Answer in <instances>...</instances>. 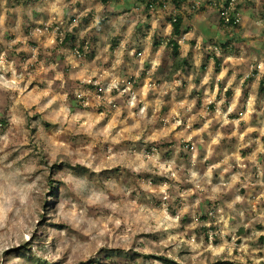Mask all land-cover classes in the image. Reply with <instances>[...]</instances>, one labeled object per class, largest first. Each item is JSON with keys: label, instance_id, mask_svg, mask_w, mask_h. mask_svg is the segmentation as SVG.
Here are the masks:
<instances>
[{"label": "rangeland", "instance_id": "obj_1", "mask_svg": "<svg viewBox=\"0 0 264 264\" xmlns=\"http://www.w3.org/2000/svg\"><path fill=\"white\" fill-rule=\"evenodd\" d=\"M157 1L0 0V260L264 264V0Z\"/></svg>", "mask_w": 264, "mask_h": 264}, {"label": "trees", "instance_id": "obj_2", "mask_svg": "<svg viewBox=\"0 0 264 264\" xmlns=\"http://www.w3.org/2000/svg\"><path fill=\"white\" fill-rule=\"evenodd\" d=\"M104 7H107L110 3L117 1V0H99ZM139 4H141L145 10L152 11L157 8V6L161 5V7H165V4L158 3L157 0H135ZM236 0H212L211 7H214L218 14V25L223 28L224 30H231L232 32L234 30L239 29L238 25V11L237 7H234V3ZM199 3V0H171V4L173 5V10L170 13L169 16V24L172 28V37H180L183 32L185 33L186 27H185V18L183 12V8L186 5H190L191 9L194 11L196 9V5ZM192 4V5H191ZM206 5H203L200 9V11H203ZM59 38L57 39V47L58 48H64L67 42L69 41L68 36H64L61 43H59ZM231 43V44H230ZM233 41L228 40L227 43L220 41L217 44V47H211L209 51V55L206 57V61L208 60H214L215 61V67L216 69L219 67V60L217 59V53H224V51L228 48V46L231 48L233 47ZM173 56L177 58L179 56V46L177 42L172 41L171 42ZM226 52V51H225ZM205 68V66H203ZM257 72V70H254V74ZM252 75V77L254 76ZM256 75V74H255ZM255 77V76H254ZM249 78V77H248ZM259 89L260 92H264V76L262 79H260L259 82ZM247 93L243 92L241 96V101H246L247 99ZM227 97L231 96V93L227 91L226 93ZM68 100L70 102V108L72 110H75L76 108L81 110V107L77 106L76 101L72 98V95L68 93ZM236 111V110H235ZM238 111V110H237ZM234 118V115L231 116ZM48 192L49 197H56L57 195V189L56 184L54 181H51L48 183ZM208 238V237H207ZM206 238V239H207ZM40 250H44L40 247ZM15 254H19V257L23 260H25V264H47L45 259H42L38 257L35 253H33L30 250V246L23 245L20 247L19 251H7L2 254V259L0 260V264H11L10 260L12 259V256Z\"/></svg>", "mask_w": 264, "mask_h": 264}, {"label": "built area", "instance_id": "obj_3", "mask_svg": "<svg viewBox=\"0 0 264 264\" xmlns=\"http://www.w3.org/2000/svg\"><path fill=\"white\" fill-rule=\"evenodd\" d=\"M46 30H48V29H46ZM59 30V29H58ZM39 32V31H38Z\"/></svg>", "mask_w": 264, "mask_h": 264}, {"label": "crops", "instance_id": "obj_4", "mask_svg": "<svg viewBox=\"0 0 264 264\" xmlns=\"http://www.w3.org/2000/svg\"><path fill=\"white\" fill-rule=\"evenodd\" d=\"M249 76H247V78H248Z\"/></svg>", "mask_w": 264, "mask_h": 264}]
</instances>
